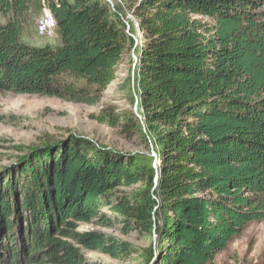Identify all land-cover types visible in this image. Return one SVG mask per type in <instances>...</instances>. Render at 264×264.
<instances>
[{
  "label": "trees",
  "instance_id": "1",
  "mask_svg": "<svg viewBox=\"0 0 264 264\" xmlns=\"http://www.w3.org/2000/svg\"><path fill=\"white\" fill-rule=\"evenodd\" d=\"M43 7L59 44L32 47L27 16ZM0 13V93L93 107L127 59L132 109L89 117L142 147L70 135L29 148L0 186V264H91L83 250L214 264L264 222V0H0ZM80 224L154 242L138 250Z\"/></svg>",
  "mask_w": 264,
  "mask_h": 264
},
{
  "label": "rangeland",
  "instance_id": "2",
  "mask_svg": "<svg viewBox=\"0 0 264 264\" xmlns=\"http://www.w3.org/2000/svg\"><path fill=\"white\" fill-rule=\"evenodd\" d=\"M40 13L41 11L30 13L27 16L23 42L32 47L57 46V31L51 37H39L36 34L35 27ZM128 18H131L130 15ZM5 22L0 13V25ZM137 33L141 41L142 36L138 31ZM129 75L130 62L126 59L120 63L117 77L104 92L100 103L93 107L64 102L54 97L0 93V186L8 179L20 177L18 160L26 156L29 148L39 146L42 140L46 139L60 141L75 135L123 154L142 152L138 142L121 139L112 129L95 123L89 117L107 104L116 106L119 112L132 109L128 99ZM12 167L10 174L3 173L5 169ZM102 212L112 216L109 208H102ZM79 232L102 233L129 243L138 250L147 248L154 242L151 238H141L137 234L123 237L118 229L111 230L97 225L80 224ZM83 251L91 264H139L138 256H135L133 261H120ZM214 264H264V222L249 224L232 240L225 251L217 255Z\"/></svg>",
  "mask_w": 264,
  "mask_h": 264
},
{
  "label": "bare ground",
  "instance_id": "3",
  "mask_svg": "<svg viewBox=\"0 0 264 264\" xmlns=\"http://www.w3.org/2000/svg\"><path fill=\"white\" fill-rule=\"evenodd\" d=\"M35 31L39 37H51L55 34V21L45 7L41 10Z\"/></svg>",
  "mask_w": 264,
  "mask_h": 264
},
{
  "label": "water",
  "instance_id": "4",
  "mask_svg": "<svg viewBox=\"0 0 264 264\" xmlns=\"http://www.w3.org/2000/svg\"><path fill=\"white\" fill-rule=\"evenodd\" d=\"M109 1V0H108ZM128 33H129V28H128V31H127ZM132 59L134 60V64H133V67L135 66V63H136V57H135V55H134V52H132ZM137 106H138V100L136 99L135 100V104H134V108H133V112L137 115V117L138 118H140V116L137 114ZM152 155L153 156H155V154H154V152L152 151ZM160 164V163H159ZM155 165V164H154ZM155 168H156V166H155ZM11 171H13V167L12 168H7V169H5L4 170V172L3 173H9V172H11ZM157 177L155 178V180H154V184H155V186L157 185ZM155 260H157V257H156V259ZM155 260H154V262H155ZM154 262L152 263V264H154Z\"/></svg>",
  "mask_w": 264,
  "mask_h": 264
}]
</instances>
